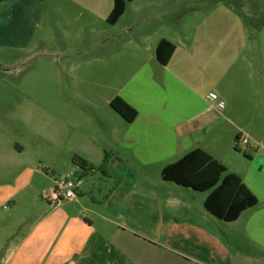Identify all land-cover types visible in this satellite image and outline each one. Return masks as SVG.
Listing matches in <instances>:
<instances>
[{
	"label": "crops",
	"instance_id": "crops-1",
	"mask_svg": "<svg viewBox=\"0 0 264 264\" xmlns=\"http://www.w3.org/2000/svg\"><path fill=\"white\" fill-rule=\"evenodd\" d=\"M169 3L152 8L129 1L111 24L114 0H0V49L48 56L58 63L61 56L84 54L86 60L111 64L123 54L122 66L105 77L125 80L112 90L109 104L115 118L106 121L105 132L82 134L92 150L80 155L95 166L109 153L104 180L97 184L98 169L82 172L74 163L84 182L66 200L52 198L62 177L61 105L49 99L0 105V225L6 224L0 230V264H264V27L253 41L242 17L222 0L207 8L179 9L177 0ZM199 12L202 21L184 30V15L194 19ZM99 14L108 24L122 26V32L102 39L119 38L122 47L134 44L132 58L119 46L99 58L102 39L87 40L83 50L71 41L61 43L62 27L80 24L95 32ZM144 18L164 19V33L154 25L150 33L140 34L146 31ZM162 39L176 44L167 64L157 58ZM140 48L149 52L148 64ZM130 61L145 64L124 71ZM208 68L218 85L217 96L208 94L224 105L223 111L206 99L204 87L213 77L196 75ZM116 96L137 109L132 122L111 106ZM215 109L223 124L217 129L220 123L210 124ZM43 111L51 115V124L39 113ZM238 135L249 139V162L230 154L240 153L235 150ZM220 141L225 148L214 145ZM197 147L239 174L258 197L238 219L210 214L205 206L209 193L205 210L161 195L170 186L162 176L164 167ZM88 177L91 182H85Z\"/></svg>",
	"mask_w": 264,
	"mask_h": 264
},
{
	"label": "rangeland",
	"instance_id": "rangeland-1",
	"mask_svg": "<svg viewBox=\"0 0 264 264\" xmlns=\"http://www.w3.org/2000/svg\"><path fill=\"white\" fill-rule=\"evenodd\" d=\"M257 1V0H254ZM171 0H136L137 6L149 5L150 7H168L166 4H170ZM173 2V0H172ZM177 7L181 9L190 8V7H202L207 8L216 4L218 0H177ZM245 12H250L248 6L243 7ZM100 13V12H99ZM205 13V12H203ZM199 17L194 19L190 15H184L182 28L187 29V25L201 22L203 19V14L199 12L197 14ZM195 16V15H192ZM179 18V17H178ZM191 18V21L189 19ZM264 18V15H263ZM164 19L155 18L152 19H143L142 29L146 31H140V34L150 33V27L157 25L160 27V31L164 33ZM243 22H245L243 20ZM97 24L95 25V32L89 33V30L81 29L80 24L72 27H62L61 28V43L63 40L65 42H72L73 45H76L77 49H84L82 44L89 39L101 40L105 37L106 34L113 33L114 31H121L122 26L119 25L115 27L103 20V18L97 17ZM173 23V22H172ZM177 30L179 36L182 35V29L180 27V18ZM246 24V22H245ZM121 26V27H120ZM248 26V25H247ZM249 32L248 37L253 41L257 30H253L248 26ZM261 29V28H260ZM104 39V38H103ZM102 39V40H103ZM56 40V38H54ZM100 42V41H99ZM122 40L115 38L114 40H103L97 46V54L100 57L108 56L109 48L112 47H122ZM62 45V44H61ZM127 52V55L132 58L134 52H136L137 47L134 44L129 45L128 47H122ZM40 50L39 48L34 49ZM144 52V55H143ZM140 57H144L146 64H148L149 52L147 50H142L140 48L139 52ZM119 57L113 59L111 64L106 62L105 59L102 61L97 60H86L84 54H79L73 58L60 57L61 62L54 61L51 57L41 56V55H31V53H20L11 51L8 48L0 49V105H18V104H34L35 102L43 101L42 99H49V102L59 103L61 105V175L62 177L66 175L67 171L75 172V166L73 162V157L76 154H80L81 151H91L90 140L87 137H84L83 132L87 131V135L96 134L97 132L104 133L106 130V121L114 119V113L110 107L109 101L111 99L112 90L121 86L125 81L121 78L115 79H106V72H115L118 70L117 66H122L120 59L123 54H119ZM81 58V59H78ZM73 60V62H70ZM118 62V63H117ZM145 62H134L130 61L127 64V68L124 71L132 72L137 66H142ZM111 67V68H110ZM97 73V77L93 76L90 78L89 73ZM213 70L208 68L206 71L201 70L196 73L200 78H210L214 76ZM214 77L213 81L210 80V83L206 85L205 93L206 99L213 105L216 109L218 108L217 98L212 99L209 92L216 93L218 85L215 83ZM208 95V96H207ZM32 102V103H31ZM215 109V110H216ZM44 119H48L49 124L54 120L51 115L46 112H39ZM83 121V123L80 122ZM79 119V120H78ZM78 122V124H77ZM219 114L214 111V116L210 122L211 125L220 123L217 125L216 129L223 125L221 123ZM81 125V126H80ZM215 126V125H214ZM213 127V126H212ZM209 125V128H212ZM215 129H212L214 131ZM49 134L52 135L53 130H49ZM214 141V140H212ZM208 145V144H206ZM220 148H225L226 144L224 142H218L214 144ZM245 149H241L240 153H235L231 151L230 154L235 156H240L244 162L248 159L245 157ZM52 173V172H51ZM99 177L101 179H99ZM102 172L98 170L97 176L95 177L96 183L101 184ZM85 182H91V178L88 177L85 179ZM170 186L165 187L161 192V195L165 197L164 199L170 201H192L195 203L196 207H204V200L209 193V191H197L189 187L178 185L175 182L167 181ZM57 186V184L54 186ZM53 189V190H54ZM65 200L68 198H64ZM168 206H171V203H168ZM172 213V209L167 208V215ZM211 214V213H210ZM5 223H1V227H5Z\"/></svg>",
	"mask_w": 264,
	"mask_h": 264
},
{
	"label": "trees",
	"instance_id": "trees-1",
	"mask_svg": "<svg viewBox=\"0 0 264 264\" xmlns=\"http://www.w3.org/2000/svg\"><path fill=\"white\" fill-rule=\"evenodd\" d=\"M129 1L132 0H114V7L108 18L109 23L115 24L121 18ZM222 1L240 15L251 29L264 27V0ZM245 5L249 7L250 12L244 11ZM175 50V43L162 39L157 47L158 60L167 64ZM111 106L129 122L138 114L137 109L121 96H116L111 101ZM240 137L241 135H238L235 140L237 151H241L237 145ZM244 154L250 157L246 151ZM109 159V153L106 152L103 162L95 166L87 158L76 154L73 162L82 172L98 169L106 174ZM162 176L165 181L175 182L197 191H209L205 206L211 214L224 221L238 219L243 211L258 203V197L239 174L229 171L223 162L201 147L190 150L178 160L166 165Z\"/></svg>",
	"mask_w": 264,
	"mask_h": 264
},
{
	"label": "built area",
	"instance_id": "built-area-1",
	"mask_svg": "<svg viewBox=\"0 0 264 264\" xmlns=\"http://www.w3.org/2000/svg\"><path fill=\"white\" fill-rule=\"evenodd\" d=\"M211 98L215 99L216 96L211 94ZM219 110H224L223 104H218ZM237 145L241 149L247 150L249 145V139L246 136H241L237 141ZM84 179L79 172H69L65 176L59 178L57 186L53 191L52 198L55 200H60L63 198H72L77 195V191L83 185Z\"/></svg>",
	"mask_w": 264,
	"mask_h": 264
}]
</instances>
